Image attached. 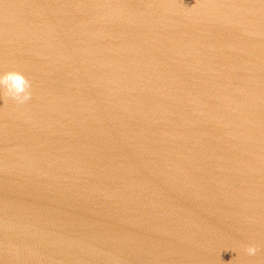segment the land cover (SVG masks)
<instances>
[{"label": "water", "instance_id": "95a60500", "mask_svg": "<svg viewBox=\"0 0 264 264\" xmlns=\"http://www.w3.org/2000/svg\"><path fill=\"white\" fill-rule=\"evenodd\" d=\"M13 71L0 264H264V0H0Z\"/></svg>", "mask_w": 264, "mask_h": 264}, {"label": "clouds", "instance_id": "9594fccd", "mask_svg": "<svg viewBox=\"0 0 264 264\" xmlns=\"http://www.w3.org/2000/svg\"><path fill=\"white\" fill-rule=\"evenodd\" d=\"M0 88L6 89L7 95L18 104H24L31 99V84L28 79L20 72H7L0 76ZM248 255H256L258 249L249 246Z\"/></svg>", "mask_w": 264, "mask_h": 264}]
</instances>
